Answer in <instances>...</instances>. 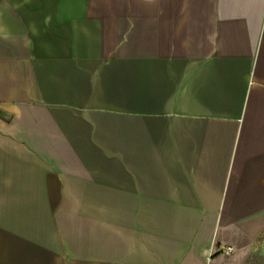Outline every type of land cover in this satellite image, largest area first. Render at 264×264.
<instances>
[{
    "label": "crops",
    "instance_id": "0c3cea01",
    "mask_svg": "<svg viewBox=\"0 0 264 264\" xmlns=\"http://www.w3.org/2000/svg\"><path fill=\"white\" fill-rule=\"evenodd\" d=\"M0 264H264V0H0Z\"/></svg>",
    "mask_w": 264,
    "mask_h": 264
},
{
    "label": "built area",
    "instance_id": "2783aa9c",
    "mask_svg": "<svg viewBox=\"0 0 264 264\" xmlns=\"http://www.w3.org/2000/svg\"><path fill=\"white\" fill-rule=\"evenodd\" d=\"M229 251H231V249H230V248L228 249V252H229Z\"/></svg>",
    "mask_w": 264,
    "mask_h": 264
}]
</instances>
